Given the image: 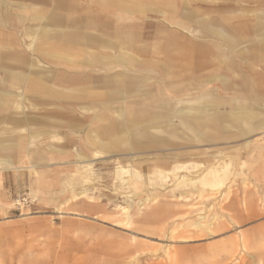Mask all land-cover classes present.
I'll return each instance as SVG.
<instances>
[{"label":"rangeland","instance_id":"1","mask_svg":"<svg viewBox=\"0 0 264 264\" xmlns=\"http://www.w3.org/2000/svg\"><path fill=\"white\" fill-rule=\"evenodd\" d=\"M165 1L164 5L145 8V14L120 19L113 9H108L111 13L101 11L97 0H39L44 17L64 24L80 23L82 27L48 26L59 40L46 44L59 55H44L40 49L30 51L17 40L13 48L20 60L0 57V92L11 89L4 85L8 70L47 73L51 78L68 68L65 61L80 63L86 68L84 74L92 77L90 81L97 76V84L90 83L97 85V92L105 91L103 84L109 78L122 74L124 81L133 84V90L151 95L152 101L142 105L149 119L165 115L170 122L162 133L150 131L145 139L135 137V145L118 143L117 149L95 156L86 144L85 133L97 128L99 139L108 142L114 141L117 133L102 132L106 123L86 121L79 112L67 113L81 119V124L60 129L61 136L21 142L22 149L1 151L0 156L10 157L14 164L0 165V264H264V125H259L264 123V54L247 52L241 57L206 30L208 24L212 25V17L218 20L216 26L225 30L232 25V17L248 19L244 13L235 12L238 7L259 8L257 15H261L264 3L215 0L212 7L211 0ZM22 3L38 4L30 0ZM169 4L170 8L164 7ZM214 8L218 11L212 13ZM97 11L102 13V20L109 21V27L126 25L139 33L137 52L133 48L89 47L97 44V34H102L97 32ZM1 33L0 54L7 55L5 48L10 43L6 40L11 32ZM168 34H175V42L189 48L201 45L210 54L195 57L188 48H182L170 50L167 58L154 47ZM64 35L81 36L86 41H65ZM254 41L250 36L240 47L250 51ZM56 43L62 47H56ZM254 44L264 48V43ZM43 45L37 43L36 47ZM92 55H135L138 63L97 64L92 68L85 65L93 61ZM161 65L166 66L165 73ZM137 77L148 81L136 85ZM212 100L229 105L210 108L211 113L233 116L243 108L241 119L227 120L219 130L212 126L205 129L192 119L181 122L155 104L168 102L167 108L202 113ZM121 104L120 98L105 105L91 102L88 106L94 107L90 106L88 115L99 116ZM54 105L49 101L42 107L36 105L40 110L13 109L9 115L60 120L65 112ZM24 129L19 133L28 141L35 131L33 127ZM67 130L76 133L70 136ZM213 131L222 135L214 138ZM12 136L15 132L0 131V140ZM158 139L160 144L155 143ZM53 149L65 150L66 154H53ZM32 152L40 153L42 160L30 155ZM81 152L86 158H77ZM217 161L227 166L223 184L207 187L181 183L183 176L199 179L203 167ZM86 164L92 165L94 173L84 174ZM114 168L131 173L135 169L144 178L140 181L126 175L128 189H120L109 174Z\"/></svg>","mask_w":264,"mask_h":264},{"label":"bare ground","instance_id":"2","mask_svg":"<svg viewBox=\"0 0 264 264\" xmlns=\"http://www.w3.org/2000/svg\"><path fill=\"white\" fill-rule=\"evenodd\" d=\"M15 1H18L19 3L10 2L9 0H0V38L2 37L1 31L5 33L11 32V35H9L10 39L6 40V41H9L10 43V46L8 45V47L5 48V50L8 51L7 55L0 54V57L3 56L4 58L6 57L14 61H19L20 57H18L17 53L15 52V48H13L14 47L13 44L17 43L16 42L17 40L21 42L22 44L26 45V48H28L30 51H34L35 49V51L37 52L40 49V52H42L44 55H59L58 52H53L54 50H52L46 44L49 41L59 40L58 36L53 32V28H50L48 26H52V27L63 26L65 28H69V27L74 28L75 26L76 28L82 27L80 26L81 25L80 23L64 24V23H59L55 21V19L50 20L48 17H44L45 10L42 8L43 5L42 6L40 5V3L44 4V1H40L39 3V0H30V3L33 1H37L38 3V4L31 3L30 5L22 3V1H26V0H15ZM213 1L215 0H211L212 7L214 3ZM239 1L247 2V3L248 1L250 2L252 1L256 4L264 3V0H239ZM239 1L237 3H240ZM103 3L105 7L107 8H113V9L120 11V13L130 15L134 13H138V14L144 13L145 14L147 12L145 8H148L150 6L156 7V6L164 5L166 1L165 0H143L142 2L140 0H130L129 3L125 4V2H123L122 0H103ZM171 6L172 5L169 4L164 7L170 8ZM73 8L80 9L79 6H74V5H73ZM157 9H161V8H157ZM251 9L252 8L247 9L244 7L242 8L238 7L237 10L235 9V12L238 11V12L244 13V15L248 19H246L245 17L243 18L242 16L232 17L229 19V21L232 20V25L231 24L229 25L227 23L226 26L228 25L229 26L227 27L226 30L221 26H216V23L218 20L212 17L213 19L212 25L208 24L206 27L207 33L212 37H217V39H219L225 45L226 48H228L229 50H234L238 52V55L241 57L242 56L245 57L247 52H249L252 55H258V56L263 55L264 48L257 47L254 43L255 42L259 44L264 43V12H262L261 15H257V12H259L260 9L259 8L252 9V10ZM215 11H218V10L214 8L211 12L214 13ZM234 20H235V23H233ZM85 26H88V23H86ZM131 30L123 38L121 34L119 35V38L123 39V45L114 46V47L106 46V48H109V49L133 48V51L137 52L139 48L138 42L140 41V35L137 31H134V30L131 31ZM250 36H253L255 39L254 42H251L252 44H251L250 51H247L245 49L242 50V47H240V45L244 42L249 41ZM175 38H176L175 34L173 35L168 34L166 36L164 35L163 38L161 37V40H159L158 42L159 44L156 45L157 47L155 46L154 48H156L158 52L163 53L164 56H167V58H168L169 51L173 49L188 48L187 50L191 52V54L195 57L197 55L206 56V54L209 52V50L203 47H200L201 45H193L189 48L188 44H185L183 42H175L174 40ZM63 40L65 41H68V40L77 41L78 40L79 41V39L73 38L72 35L71 36L64 35ZM1 42L4 43L5 40L1 39ZM37 43H42V45L44 44V46L38 48L36 47ZM55 46L62 47V45L58 43H56ZM215 48L218 51L219 49L221 51V48L219 46H216ZM91 57H94V56L92 55ZM250 57L257 58V56H250ZM129 61L134 62L136 64L138 63L136 61L135 55H126L125 58L124 56H121L120 58L115 57V56L110 57V58H105V57H102L101 55H97V57L93 58V61H86L85 64L91 67L97 66V64L98 65L100 64H120L122 66H126L127 64H129ZM23 62L25 63V61ZM161 66H162L163 72L165 73L166 66L164 65H161ZM3 77H5L7 81L6 84L4 85L9 86L11 89L15 91L9 89V90H5L4 92H0V131L7 132V133L11 132L12 134L15 132V136L14 137L12 136L13 137L12 139L9 138V139L0 140V152L12 150V149H15V150L22 149L21 142H24V143L28 142L29 144V141L31 140L40 141L41 138H45V137L51 138L50 136L51 134L45 135L44 133H42V130H41L39 133L38 132L31 133L28 141L24 140V138L21 136L19 132L23 131L24 127L28 128V126H26L27 124L30 127V121L33 122V119L32 118L23 119L22 117L15 118V116L9 115V113L13 109L14 110L21 109L22 112H23V109L39 110V108L33 102L34 101L33 99L40 98L41 94L46 95L48 100L50 99L53 100L54 102L52 103L55 104L54 106L56 108H59L60 110H62L63 107L66 106L68 108L70 107V105H72V107L69 109L73 113L79 112L81 115L85 117H86L85 114L88 115L90 111V108L87 107L89 103L98 102V103L105 105L110 100H115L119 98L121 99L122 104L118 106L115 110H109L108 112H105V114H102L99 116L96 115L93 118L94 120H97V123H100V124L106 123V126L104 130H102V132H105V133L113 132V133H117L118 135L116 136L114 141L108 142V141H105L104 139L103 140L99 139V136H96V133L94 131L93 132L91 131L90 135L88 136V142L90 144V147L93 149V153L95 156H97L98 153H100V151H110V150L117 149L118 143H122V144L130 143V144L135 145L136 144V140L134 141L135 137H144L145 139L146 136H148L150 131H154V132L160 131L162 133V131H165V129L168 128L170 124L168 120V116L164 118L165 115H161V116L155 115L152 120L149 119L145 111L146 109L142 105L144 104V102L152 101L151 95H148L144 92H138V91L133 90V84L127 83L126 81H124V75L122 74H117L114 77L109 78V80H107L106 82H104L103 87L105 91L103 92L102 90L101 92L90 90V87L88 86L82 89V87L84 86L83 83L81 81L78 82L74 78L73 80L69 81V84L64 82V79L60 80V78L58 79L60 81L51 83L50 81L48 82V79L46 81L41 78H36L27 72L24 73L22 71H18L14 69L8 70L4 74ZM147 81L148 80L142 77H137L135 79V84L139 85L140 83L147 82ZM55 83L59 85H56ZM63 83H65V85H63ZM208 103H209L208 105L210 106L204 107V112L200 113L198 111L189 110V109L188 110H183V109L177 110L172 106L170 108H167L166 106H169L168 102H162V103L160 101L155 102V104L159 108L164 110L165 112L175 114L178 120H181V122L185 118L190 119V120L192 119V121H194L195 124L205 129L208 126L210 127L212 126L216 130H219L224 127L225 121L229 120L231 122H236V121H239L242 117L241 111H243V108L238 109L239 110L237 111L238 115H236L237 113L233 116L221 115V114L211 113L209 111L210 108L219 109V107L222 105H229L228 103L224 101H213V100L209 101ZM127 107H131V109L130 110L125 109ZM206 114L208 118L204 119V115ZM108 115H116L117 118H121V119L120 121L111 120L110 118L108 119L107 117ZM122 117L124 118L123 120H122ZM49 123H52V126L55 129H63L64 127L62 124H60V122H56V121L54 122V121L49 120ZM259 125L263 126L264 123H261ZM181 126L187 127L186 124L185 125L181 124ZM213 132L214 133H212V136L214 138L220 137L222 135L218 131H213ZM239 132L245 133L246 131H239ZM155 143L160 144L161 143L160 139H158V141ZM48 147L49 149L52 148V146H48ZM51 153L53 154L56 153L59 155L66 154L65 150H62V149L60 150L53 149L51 150ZM30 155L37 156V159L39 161L42 160L41 155L38 152H32ZM76 156L79 159L86 158L82 152L79 154L77 153ZM13 164L14 162L10 157L0 156V165L9 166ZM226 167H227L226 165L224 164L222 165L221 163L217 161L216 164H210V166H207L205 168L203 167V170H202V173L199 179L190 180L186 176H183L181 179V183L191 182L190 184H193V185L207 186V187L221 185L223 184V179L225 176L224 171ZM131 170H132V173L131 171H128L124 168H120V169L114 168V171L109 173L111 175L113 184L114 185L119 184L120 189L127 190L128 189L127 184L124 183V179L128 178L126 177V175L131 174L133 176H136L138 177L140 181L144 178V176L140 172H137L135 169H131ZM89 171L93 172L92 165L91 164L84 165L83 166L84 174L85 172H89ZM83 179L84 181H87L85 176ZM133 186H135V188L137 187L134 184Z\"/></svg>","mask_w":264,"mask_h":264},{"label":"crops","instance_id":"3","mask_svg":"<svg viewBox=\"0 0 264 264\" xmlns=\"http://www.w3.org/2000/svg\"><path fill=\"white\" fill-rule=\"evenodd\" d=\"M64 1H66V0H64ZM78 1H80V0H78ZM123 2H125V4L126 3H129V1L130 0H122ZM140 1H143V0H140ZM135 3H136V1H135ZM97 7L101 10V11H108V9H113V8H107V7H105V5H104V3H103V0H97ZM77 11V10H76ZM113 11H114V13H117V16H118V18H120V19H124L125 17H127V16H125L124 17V15H128V14H124V13H120V11H118V10H116V9H113ZM109 12V11H108ZM109 13H111V12H109ZM74 16L76 17V18H78L77 17V13H75V11H74ZM135 14V13H134ZM130 15H132V14H130ZM101 16H103L102 15V13H100L99 11H97V32L98 31H100L102 34H100V35H98L97 34V44L96 43H91V45H89V47L90 46H97V47H106V46H111V47H114V46H119V45H123V37L131 30L130 29V27L129 26H127L126 27V25H122V26H118V27H109V21L108 20H102V17ZM131 26V25H130ZM129 27V28H128ZM131 28H133L132 26H131ZM111 29V30H110ZM133 30V29H132ZM131 30V31H132ZM55 31V30H54ZM53 31V32H54ZM121 31V32H120ZM135 31V30H134ZM121 34V36H122V38H119V35ZM73 38H77V39H79V41L80 40H85V39H81V36H78V37H74V36H72ZM70 42L71 41H74V40H69ZM78 41V40H77ZM86 41V40H85ZM95 41V42H96ZM44 46V45H43ZM70 46V45H69ZM77 46L78 47H81V46H88V45H78L77 44ZM66 62V64H67V66H68V68H63L64 70L62 71H60L61 73H58V75H53L51 78L50 77H48V75H47V73L45 74V73H40V75H33V73H31V72H27V73H29L30 75H32V76H34V77H36V78H41V79H44V80H46L47 81V79H48V82L50 81L51 83H54V82H57V81H60V80H62V79H64V82H66V83H68L69 84V81L70 80H73V77L75 78H77V80H80V81H84L86 84H88V87H90V90H93V91H97V85H95V86H93V85H90V83H93V82H95V84H97V76H94L93 78H94V81L92 82V81H90V79H92V77H90V76H86L85 74H84V72L86 71V68H81V67H83L80 63L79 64H72V63H70V62H68V61H65ZM95 63V62H94ZM77 65V66H76ZM86 65V64H85ZM87 66V65H86ZM80 67V68H79ZM89 67H91V66H89ZM92 68H94V67H92ZM95 69H97V67H95ZM24 73H26V72H24ZM55 78V79H54ZM60 78V80H58ZM56 85H59V84H57V83H55ZM63 85H65V83H63ZM86 87V85H84L83 87H82V89L83 88H85ZM34 101H36V103H39V104H36V105H43V104H47V102H54L53 100H48L47 99V96L46 95H42L41 94V97L40 98H34L33 99ZM46 102V103H45ZM94 105H96V104H94ZM94 105H89V106H87V107H89L90 108V106L91 107H94ZM97 106V105H96ZM42 107V106H41ZM40 107V108H41ZM40 108H39V110H40ZM67 107L65 106V107H63V110H64V112H65V114H62V115H60L62 118L60 119V120H53L54 122L56 121V122H60V124H62L64 127H63V129H66L65 127H78L80 124H81V119H78V118H73V117H70V116H72V115H70L69 117L67 116V113H69V114H74L70 109H69V107L66 109ZM90 110H91V108H90ZM89 114V113H88ZM81 115V114H80ZM97 115V114H96ZM95 115V116H96ZM81 116H83V115H81ZM94 116V117H95ZM94 117H90L89 115H87L86 117L85 116H83V119H86V121L87 120H89V121H94V122H96L97 123V120H94L93 118ZM33 119V122L32 121H30V127H29V125L27 124L26 126H28V128H31V127H33V130L35 131V132H40L41 130H42V133H44L45 135H50V136H54V137H58V136H61L60 134H61V131H60V129H55L53 126H52V123H49V120L50 119H47V121H46V119L45 118H43V117H39L38 115H36V117H33L32 118ZM68 119H70V120H68ZM52 121V120H51ZM66 121V122H65ZM70 123V124H69ZM73 123V124H72ZM49 125V126H48ZM48 126V127H47ZM47 127V128H46ZM44 129V130H43ZM62 130V129H61ZM91 131L93 132H95L96 133V136H97V128H95V129H90V130H88L86 133H85V139H86V144L88 145V147L92 150V153H93V149L90 147V144H89V142H88V136L90 135V133H91ZM78 132H79V130H78ZM75 133L76 132H73V131H68L67 130V132H66V134L67 135H70V136H73V135H75ZM78 137V136H77ZM85 155V154H84ZM84 161V160H83ZM94 173V172H93ZM80 176H82V173H78Z\"/></svg>","mask_w":264,"mask_h":264}]
</instances>
